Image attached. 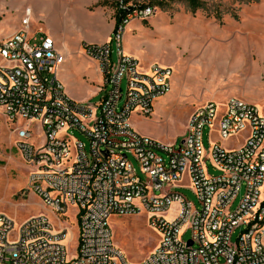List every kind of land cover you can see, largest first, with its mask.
Masks as SVG:
<instances>
[{"label": "built area", "instance_id": "1", "mask_svg": "<svg viewBox=\"0 0 264 264\" xmlns=\"http://www.w3.org/2000/svg\"><path fill=\"white\" fill-rule=\"evenodd\" d=\"M116 11L121 22L111 42L84 46L103 79L97 103L66 94L58 76L64 56L51 38L28 34L29 10L23 29L0 42V116L15 126L30 188L58 215L77 209L80 231L76 257L69 260L61 243L66 231L54 235L46 217L17 229L0 213V264H130L114 243L110 219L132 214H146L159 234L139 264H264V117L254 104L231 97L223 107L209 102L197 108L179 144L138 134L132 114H153L155 102L171 91L173 72L159 64L142 72L137 59L122 53L126 24L148 20L156 8L118 0ZM206 128H212L209 137L243 134V140L232 149L216 142L208 153ZM69 131L85 136L89 148L81 140L71 143ZM185 177L183 186L195 191L199 206L173 191ZM173 204L176 214L167 220Z\"/></svg>", "mask_w": 264, "mask_h": 264}, {"label": "crops", "instance_id": "2", "mask_svg": "<svg viewBox=\"0 0 264 264\" xmlns=\"http://www.w3.org/2000/svg\"><path fill=\"white\" fill-rule=\"evenodd\" d=\"M109 1L0 0V42L23 29L22 19L29 10L32 21H45L47 24L32 33L27 29L31 37L38 33L51 38L56 50L65 59H71L69 65L76 64L82 76L101 78L97 62L86 58L83 53L85 45L111 42L116 21L115 9L109 7ZM262 25L261 21L258 24L255 21L247 27L242 25L241 19L231 16L220 22L192 12L157 10L146 21L133 19L126 24L122 53L137 59L142 72H148L157 61L164 66L180 68L181 72L185 69L184 75L181 73L180 76L190 78L196 99L205 104L222 102L230 97L249 96L250 88L254 86L263 88ZM60 71L64 74L65 67ZM98 88L99 85H96L88 98L100 100ZM140 117L138 113H133L130 118L134 130ZM136 131L147 135L139 127ZM184 133L185 129L181 135Z\"/></svg>", "mask_w": 264, "mask_h": 264}, {"label": "rangeland", "instance_id": "3", "mask_svg": "<svg viewBox=\"0 0 264 264\" xmlns=\"http://www.w3.org/2000/svg\"><path fill=\"white\" fill-rule=\"evenodd\" d=\"M201 1L206 4V8L198 9L195 13L202 14L209 19L218 21L216 19V12L218 11L219 15H222L221 21L231 16L236 20L241 19L242 25L247 27L255 21L257 24L260 21L264 24V0H256L255 2H247V0ZM117 2L118 0H110L109 7L116 9ZM126 2L133 5L152 6L156 8V11L162 10L169 13L191 12L186 0H127ZM159 13L157 12V14ZM30 21V27L28 28L30 33L40 27L45 28L47 25L45 21H32L31 18ZM262 26L264 27V25ZM40 36L41 34L38 33L33 34V37ZM112 48L113 59L116 60V45L114 43L112 44ZM83 55L89 58L85 51ZM70 60L64 57V62L61 66V68L65 67L64 74L60 71L61 68L59 70V80L68 93H70L71 96L69 97L77 102H84L80 101V99L86 98L87 101L85 103H97L99 101L98 98H88V96L96 88V85H99L100 88L98 89L100 91L103 85L102 75L101 78L97 76H82L78 72L76 64L69 65ZM154 64H159V62L157 61L152 65ZM169 68L173 72L171 77L172 92L158 99V106L156 105L157 101L155 102L154 112L151 116H141L137 120L136 123L138 126H136V130L139 127L147 135L135 131L142 136L152 138L162 144L174 143L178 138L177 143L179 144L183 139L181 133L186 127L188 117L195 109L205 105V103L196 99L195 89L191 84L190 78L180 76L181 73L184 75L185 69H182L181 72L180 68H173L171 66ZM126 87L127 81L124 78L122 81L124 93L126 92ZM249 93V96H242L239 99L254 104L264 117V86L263 88L254 86L250 88ZM227 100L216 102V104L223 107ZM95 114L97 116L99 111L97 110ZM31 128L34 132H38L36 123H33ZM211 129L206 128L203 133V145L208 153L210 152L211 146L216 142H220V145L225 149H232L243 140V134L228 140H221L215 132L209 137ZM68 136L71 138V143L72 140H81L89 148V141L80 132L69 131ZM17 140L15 126L10 122L4 121L0 116V213L12 219L17 229L32 218L38 216L46 217L53 228L52 232L54 235L66 231L65 238L61 243L65 246L68 258L71 260L76 257L80 237L77 209L70 208L67 213L61 216L42 203L41 199L30 188L28 182L29 169L17 150ZM129 158L134 162L137 171L140 173L139 165L131 155ZM209 172L210 174L216 173L211 166L209 167ZM187 181L185 177L173 191L184 195L194 206H199L195 191L183 186L187 184ZM262 194V198H264V184ZM240 198L241 196L237 198L234 205L238 204ZM176 210L177 206L173 204L165 215V219L169 220L170 217L175 216ZM110 225L114 243L130 264H139L152 252L158 243L159 234L149 226L146 214L115 215L110 219ZM240 231V229L236 231L233 236L234 241ZM183 238L185 241H188L191 238V232L187 231Z\"/></svg>", "mask_w": 264, "mask_h": 264}, {"label": "trees", "instance_id": "4", "mask_svg": "<svg viewBox=\"0 0 264 264\" xmlns=\"http://www.w3.org/2000/svg\"><path fill=\"white\" fill-rule=\"evenodd\" d=\"M186 1H187V6L192 13H195L198 9H205L206 8L205 7L206 4L204 2H202L201 0H186ZM255 1L256 0H247V2H255ZM140 6H143V5H140ZM114 17H115V21H116V26H118V24H120V22H121V17L117 11L115 12ZM235 18H237V16H235ZM216 19H218L219 21H221V19H222V15H219L218 11L216 12Z\"/></svg>", "mask_w": 264, "mask_h": 264}, {"label": "water", "instance_id": "5", "mask_svg": "<svg viewBox=\"0 0 264 264\" xmlns=\"http://www.w3.org/2000/svg\"><path fill=\"white\" fill-rule=\"evenodd\" d=\"M189 245L191 246V245H192V243L190 242V243H189Z\"/></svg>", "mask_w": 264, "mask_h": 264}]
</instances>
